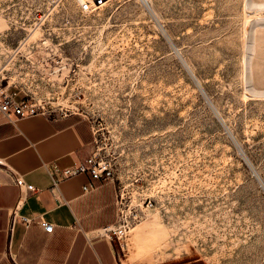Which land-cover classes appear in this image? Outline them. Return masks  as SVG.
Returning a JSON list of instances; mask_svg holds the SVG:
<instances>
[{
	"label": "rangeland",
	"instance_id": "1",
	"mask_svg": "<svg viewBox=\"0 0 264 264\" xmlns=\"http://www.w3.org/2000/svg\"><path fill=\"white\" fill-rule=\"evenodd\" d=\"M149 1L0 0V80L87 120L117 187L154 189L120 264H264V0Z\"/></svg>",
	"mask_w": 264,
	"mask_h": 264
},
{
	"label": "crops",
	"instance_id": "2",
	"mask_svg": "<svg viewBox=\"0 0 264 264\" xmlns=\"http://www.w3.org/2000/svg\"><path fill=\"white\" fill-rule=\"evenodd\" d=\"M93 139L90 123L78 117L9 120L0 110V264H120L113 240L99 233L116 223L117 183L86 172L53 182L52 171L87 160ZM16 177L36 189L20 187Z\"/></svg>",
	"mask_w": 264,
	"mask_h": 264
},
{
	"label": "built area",
	"instance_id": "3",
	"mask_svg": "<svg viewBox=\"0 0 264 264\" xmlns=\"http://www.w3.org/2000/svg\"><path fill=\"white\" fill-rule=\"evenodd\" d=\"M54 1L58 2L60 0ZM108 1L109 0H76L82 12L94 11L104 6ZM0 110L9 120L38 113L50 116L46 104L34 100L28 96L25 90L17 88L16 86L14 87L10 83H3L2 80H0ZM67 115L68 113H65L63 116ZM52 118L56 119L59 117L53 116ZM83 172L89 173L95 179L115 181L112 163L97 154H93L90 155L85 162L60 170V175L57 171H52L54 185H57L64 177H70ZM16 182L22 188L31 190L36 189L34 184L27 183L21 177H16ZM84 189H90L89 185H84ZM151 189L152 190L144 191L142 187H116L115 203L118 211L116 223L103 227L99 233L112 240L116 237L122 242L136 223L147 217L149 211L155 207L156 193L153 188ZM13 215H15V213ZM23 218L27 222L29 221L28 217L24 216ZM39 222L47 232H52L55 228L53 223L44 218H40Z\"/></svg>",
	"mask_w": 264,
	"mask_h": 264
},
{
	"label": "bare ground",
	"instance_id": "4",
	"mask_svg": "<svg viewBox=\"0 0 264 264\" xmlns=\"http://www.w3.org/2000/svg\"><path fill=\"white\" fill-rule=\"evenodd\" d=\"M143 1V3L147 6V8L153 13V14H155V11H154V9L152 8V6H151V3H150V1L149 0H142ZM249 1V0H248ZM251 2V1H250ZM252 2H253V0H252ZM247 3V2H246ZM262 5H263V3H262ZM264 6V5H263ZM157 13V12H156ZM264 18V17H263ZM0 20H1V18H0ZM1 22H2V20H1ZM159 23V22H158ZM253 22H251V24H252ZM256 23V22H255ZM262 23V22H261ZM4 24V23H3ZM254 24V23H253ZM258 29V28H257ZM164 32H165V30H164ZM258 32V31H257ZM248 33V32H247ZM249 35V34H248ZM258 42H259V40H258ZM22 43V42H21ZM19 47H22V46H19ZM175 47V46H174ZM174 47H173V49H174ZM180 55V54H179ZM259 56V58H258V61H257V63H256V69L258 70V72H260L261 73V75H264V47H262V51H261V54L260 55H258ZM180 57V56H179ZM181 58H182V60H183V62H184V64H185V66L187 67V69H188V71L190 72V74H191V76L193 77V79L195 80V82L197 83V85L201 88V89H204L203 88V85H202V83H201V81L199 80V78L196 76V74H195V72L193 71V69L191 68V66H190V64L188 63V61L182 56V54H181ZM256 58V57H255ZM254 58V59H255ZM248 62V61H247ZM257 72V74H260V73H258ZM256 73V72H255ZM259 77H260V75H259ZM204 92V91H203ZM210 99V98H209ZM207 100V99H206ZM213 104V103H212ZM213 106V105H212ZM211 106V107H212ZM214 112H216L215 110H214ZM217 116H219V114L217 115ZM222 117H220V119H221ZM222 122V121H221ZM236 143V142H235ZM240 147V146H239ZM238 147V148H239ZM241 152V151H240ZM242 153L245 155V153L242 151ZM246 156V155H245ZM247 159V158H246ZM247 162H249V160L247 161ZM250 163V162H249ZM250 166L252 167V169H253V171H254V173H255V175L257 176V178H258V180L260 181V183L262 184V186L264 187V180L262 179V177L260 176V174L258 173V171L255 169V167L252 165V163H250ZM136 226V225H135Z\"/></svg>",
	"mask_w": 264,
	"mask_h": 264
}]
</instances>
